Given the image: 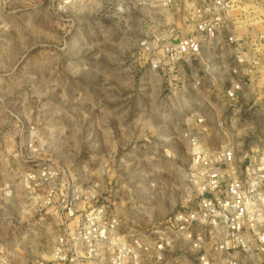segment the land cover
Instances as JSON below:
<instances>
[{
	"label": "rangeland",
	"instance_id": "374dc122",
	"mask_svg": "<svg viewBox=\"0 0 264 264\" xmlns=\"http://www.w3.org/2000/svg\"><path fill=\"white\" fill-rule=\"evenodd\" d=\"M130 1L118 12L115 0H0V254L6 264L46 260L62 228L50 206L28 197L43 190L26 174L42 167L58 172L49 186L67 196L78 188L85 197H105L131 228L169 219L194 196L183 137L189 88L174 89L132 60L149 27L173 24L180 32L186 24L155 1L143 7ZM243 121L247 140L264 132L260 117L246 114ZM165 260L194 264L182 249ZM237 264H264V253L242 254Z\"/></svg>",
	"mask_w": 264,
	"mask_h": 264
},
{
	"label": "built area",
	"instance_id": "2783aa9c",
	"mask_svg": "<svg viewBox=\"0 0 264 264\" xmlns=\"http://www.w3.org/2000/svg\"><path fill=\"white\" fill-rule=\"evenodd\" d=\"M115 1L118 12L131 2ZM153 1L165 14L184 19L186 28L149 27L132 60L174 89L189 88L183 137L194 196L169 219L131 228L105 197H85L78 188L67 196L49 186L58 175L53 168L27 173L29 183L43 190L39 197L32 189L28 197L50 206L62 226L46 260L30 264H167L166 254L176 249L194 264H237L242 254L264 253V132L247 140L243 121L246 114L256 115L264 129V0H135L134 5L154 6ZM82 198L90 204L83 205Z\"/></svg>",
	"mask_w": 264,
	"mask_h": 264
}]
</instances>
